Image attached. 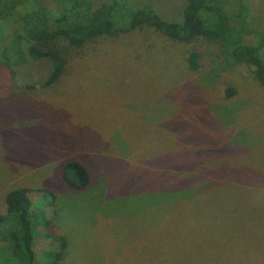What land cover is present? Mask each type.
I'll return each instance as SVG.
<instances>
[{
	"label": "rangeland",
	"instance_id": "1",
	"mask_svg": "<svg viewBox=\"0 0 264 264\" xmlns=\"http://www.w3.org/2000/svg\"><path fill=\"white\" fill-rule=\"evenodd\" d=\"M120 1L117 28L144 7L177 22L185 5ZM241 2L249 29L264 30V0ZM3 44L0 32V214L27 188L36 263L52 264L64 238L58 264H264V87L249 66L209 40L142 29L73 55L57 88L28 89L46 64L6 68L16 54ZM70 160L89 173L82 190L62 180ZM4 226L11 235L17 216ZM3 236L0 264H27Z\"/></svg>",
	"mask_w": 264,
	"mask_h": 264
},
{
	"label": "trees",
	"instance_id": "2",
	"mask_svg": "<svg viewBox=\"0 0 264 264\" xmlns=\"http://www.w3.org/2000/svg\"><path fill=\"white\" fill-rule=\"evenodd\" d=\"M4 1L6 13L3 16L0 12V32L6 42L3 53L14 52L16 60L7 58L3 65L13 68L29 62H43L47 66L48 71L39 86L28 85V89L57 88L73 55L91 48L101 38H115L142 29H151L183 44L199 38L217 43L223 54L249 66L254 78L264 87V30L254 32L249 29L241 14V0H185L182 17L177 22L161 18L150 7L130 10L128 23L118 28L112 15L116 7L125 5L120 0L97 8L92 7L90 0ZM235 3L238 4L236 8ZM251 34L256 35V41L250 45L243 43V37ZM197 59L196 52L188 53L189 70L197 69ZM228 91V96L234 93L231 89ZM62 180L68 188L78 191L87 187L90 176L83 165L70 160L63 166ZM171 201L182 203L181 198L168 202ZM5 206L6 213L0 214V237L4 235L1 239L10 238L13 255H20L27 264H40L34 260L32 203L27 188L11 189L5 197ZM170 210L173 211L172 207ZM11 214L17 216V226L10 235L4 224ZM65 246L62 238L52 264H58L62 259Z\"/></svg>",
	"mask_w": 264,
	"mask_h": 264
}]
</instances>
